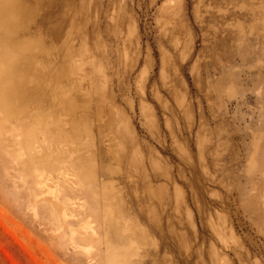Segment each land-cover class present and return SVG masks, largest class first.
Here are the masks:
<instances>
[{
  "label": "rangeland",
  "instance_id": "rangeland-1",
  "mask_svg": "<svg viewBox=\"0 0 264 264\" xmlns=\"http://www.w3.org/2000/svg\"><path fill=\"white\" fill-rule=\"evenodd\" d=\"M0 264H264V0H0Z\"/></svg>",
  "mask_w": 264,
  "mask_h": 264
},
{
  "label": "bare ground",
  "instance_id": "bare-ground-1",
  "mask_svg": "<svg viewBox=\"0 0 264 264\" xmlns=\"http://www.w3.org/2000/svg\"><path fill=\"white\" fill-rule=\"evenodd\" d=\"M10 90L12 91V88H11ZM10 90H8V91H10ZM8 91H7V92H8ZM5 94H6V93H5ZM8 94H10V93H8ZM11 94H12V95H11ZM11 94L8 95V97H9V96H13V97H15V98L18 97V95H17V96H14V95H15L14 93H11ZM9 100H10V99H9ZM9 100H8V101H9ZM33 147H34V146H33ZM33 147H32V148H33ZM38 164H39V163H38ZM54 165H55V164H53L52 167H53Z\"/></svg>",
  "mask_w": 264,
  "mask_h": 264
}]
</instances>
